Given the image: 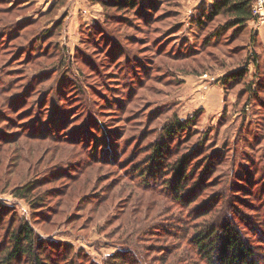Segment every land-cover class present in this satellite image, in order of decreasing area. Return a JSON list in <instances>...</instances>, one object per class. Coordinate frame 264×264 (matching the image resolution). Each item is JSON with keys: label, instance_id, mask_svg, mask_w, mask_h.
I'll use <instances>...</instances> for the list:
<instances>
[{"label": "rangeland", "instance_id": "rangeland-1", "mask_svg": "<svg viewBox=\"0 0 264 264\" xmlns=\"http://www.w3.org/2000/svg\"><path fill=\"white\" fill-rule=\"evenodd\" d=\"M218 1L0 0V259L209 264L230 201L264 264V27Z\"/></svg>", "mask_w": 264, "mask_h": 264}, {"label": "trees", "instance_id": "trees-1", "mask_svg": "<svg viewBox=\"0 0 264 264\" xmlns=\"http://www.w3.org/2000/svg\"><path fill=\"white\" fill-rule=\"evenodd\" d=\"M254 0H220L213 5L211 18L226 16L229 19L228 30L235 28L236 30H243L248 26V22L252 20V3ZM226 29V27H225ZM179 168L176 167V183L180 186L183 182L182 178L185 161L179 162ZM182 178V180H180ZM15 196L20 199H27L30 192L29 187L16 189ZM227 197V195H225ZM224 202V199L221 198ZM228 201V200H227ZM1 211L5 213L6 208L0 207ZM230 211V201L224 205L223 212L224 219L219 220L216 225L209 228V231L202 233V236L194 238V247L199 252L202 260L209 264H259L253 259V250L240 236L238 232L228 221L226 213ZM220 224V225H218ZM10 249L6 250L3 259H0V264H14L25 262L23 264H56L55 261L48 257L43 262L37 255V250L42 248L40 241H37L34 236V231L29 224L22 225L12 235ZM65 252L69 253L68 248ZM74 257L72 258V262ZM76 261V260H74Z\"/></svg>", "mask_w": 264, "mask_h": 264}, {"label": "built area", "instance_id": "built-area-1", "mask_svg": "<svg viewBox=\"0 0 264 264\" xmlns=\"http://www.w3.org/2000/svg\"><path fill=\"white\" fill-rule=\"evenodd\" d=\"M252 20L264 26V0H254L252 3Z\"/></svg>", "mask_w": 264, "mask_h": 264}, {"label": "crops", "instance_id": "crops-1", "mask_svg": "<svg viewBox=\"0 0 264 264\" xmlns=\"http://www.w3.org/2000/svg\"><path fill=\"white\" fill-rule=\"evenodd\" d=\"M248 27H254V28H256L257 30H260V28L261 27H264V26H260V25H258V24H256L253 20H250L249 22H248Z\"/></svg>", "mask_w": 264, "mask_h": 264}]
</instances>
